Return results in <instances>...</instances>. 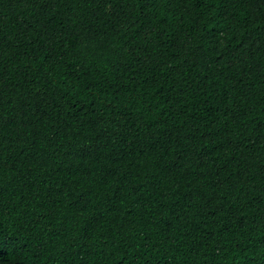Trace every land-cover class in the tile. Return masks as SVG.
<instances>
[{"label":"trees","instance_id":"obj_1","mask_svg":"<svg viewBox=\"0 0 264 264\" xmlns=\"http://www.w3.org/2000/svg\"><path fill=\"white\" fill-rule=\"evenodd\" d=\"M0 264H264V0H0Z\"/></svg>","mask_w":264,"mask_h":264}]
</instances>
